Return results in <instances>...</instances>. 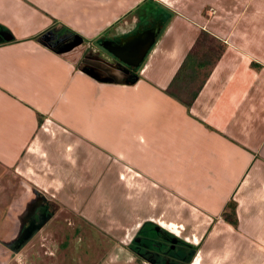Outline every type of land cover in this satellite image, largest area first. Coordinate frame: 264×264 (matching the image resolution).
Wrapping results in <instances>:
<instances>
[{"label":"crops","instance_id":"crops-1","mask_svg":"<svg viewBox=\"0 0 264 264\" xmlns=\"http://www.w3.org/2000/svg\"><path fill=\"white\" fill-rule=\"evenodd\" d=\"M142 1L96 23L85 0H0V170L90 223L141 206L196 240L186 264H264V0H171L160 23ZM54 23L113 37L99 46L158 31L138 66L118 61L130 77L102 79L52 47ZM200 30L222 50L187 109L164 90Z\"/></svg>","mask_w":264,"mask_h":264},{"label":"rangeland","instance_id":"rangeland-1","mask_svg":"<svg viewBox=\"0 0 264 264\" xmlns=\"http://www.w3.org/2000/svg\"><path fill=\"white\" fill-rule=\"evenodd\" d=\"M85 1L87 2L86 12L89 11L91 19L96 20L97 23L106 15H110L109 12L105 14V11L119 12L126 8L131 1L136 0H111L110 4L106 5L99 4L106 0ZM154 2L167 9H171V7L170 5L168 7L166 3H173L171 0H154ZM70 6L72 7L73 5ZM76 7L74 6V9ZM203 8L202 16L206 18L210 17L211 13H207L209 9ZM79 12L81 13L80 7H78L77 13ZM81 16L83 19L84 16ZM51 27H53L50 30L53 33L50 35L52 36L50 40L53 41L51 42L52 47L72 60L74 65L80 66L82 59H90L94 56L90 51L97 49V46L91 43V40L89 42V39L84 35L77 31L74 32L57 26L55 23ZM202 41V44L198 47L199 52L206 50L209 45L215 44L213 39L205 41L202 39ZM99 53L100 55L96 54L98 55L97 58L94 57L99 63H101V60L103 61V58L109 59L108 54L105 55L100 50ZM104 66L107 67V63ZM108 67L110 68L109 65ZM95 72H97L96 69ZM97 74L100 75L101 73ZM101 78L110 79L106 76ZM43 196L47 198L46 200L51 205V217L24 243L20 250H17V252L11 251L9 247L20 232V229H17V224L24 221L30 208L39 201L38 197L40 196L37 197L31 189H26L23 186L22 178L19 176L13 175L12 177L11 173L0 170V264H179L171 260L173 257L169 254V252L172 254L174 248H178L173 247V244L168 243L167 240V243L165 242L163 245L169 252L166 254L150 253L149 262L142 259L138 251L135 250L136 253L131 251L129 247L131 245L129 244L132 243V240H135V243L139 242L141 238L138 236V233L141 230H150L149 227L151 226L146 223L147 218L143 216L144 213L141 206H134L133 211L127 217V215L124 216L125 208L121 210L119 208L118 212L115 213L113 208L107 205V207L102 208V219L96 223H90L82 220L77 215V209L76 211H71L67 206L50 200L47 194H43ZM121 196V192H117V194L112 192L111 195L114 200L117 199V202L120 201ZM108 197L106 198L107 200L111 199L110 195ZM182 216L184 218V215ZM149 222L157 226L154 227L157 232L154 236V244L156 246L151 243L150 250L160 249L161 247L159 248L157 245L159 241L162 242V237L165 236L170 237L173 242L181 240L179 236L182 235L179 234L178 226L170 223H160L161 225H157V223L152 221ZM141 225L143 226L139 230ZM164 226L175 230L179 235H175ZM134 228L136 229L133 230ZM185 238L190 240L186 241L184 239L188 242V245L191 244L189 242L192 240L196 241L194 238ZM161 242L159 243L160 246ZM190 246L194 248V245L191 244ZM182 248L183 246L178 250ZM189 254V251H184L185 257H189ZM168 257L171 259H168Z\"/></svg>","mask_w":264,"mask_h":264},{"label":"trees","instance_id":"trees-1","mask_svg":"<svg viewBox=\"0 0 264 264\" xmlns=\"http://www.w3.org/2000/svg\"><path fill=\"white\" fill-rule=\"evenodd\" d=\"M147 7L149 10L154 9V7H157L154 0H146L142 1L137 8H143ZM163 25V24H162ZM162 27V26H161ZM202 39L208 40L213 39V42L215 41V44L209 45L206 50H203L202 52L198 51V47L202 44ZM222 50L221 43L216 40L213 36L205 32L204 30H200L197 37L195 38L193 45L191 48L187 51L186 55L184 56L183 60L181 61L179 67L177 68L176 72L172 76L170 82L168 83L167 87L165 88V93L171 96L172 98L179 101L183 106H185L187 109L193 99L195 98L198 90L203 85L210 66L214 63L218 55L220 54ZM206 68V69H205ZM222 218L228 222L231 225H236V217L234 213V205L231 201H228L222 212H221ZM149 225H151L149 228L150 230H141L142 226H140L139 230L140 233H138V236L141 238L139 242L134 243L132 240V243H130L129 246L131 251L135 252V249L133 246L141 247L140 243H149L153 242L154 236L157 233L154 229L156 227L154 224H151L150 222H146ZM147 224V225H148ZM138 230V231H139ZM167 237V236H166ZM177 243L179 245H182L183 248L181 250H178L174 248L172 250V254L169 252V254L174 258L173 261L178 262L179 264H186L188 263V260L191 256V254L194 251V248L188 244H186L182 240H177ZM178 248V247H177ZM185 249V250H184ZM184 251H189L190 256L185 257ZM141 257V256H140ZM144 257L148 258L150 260V255H144ZM185 257V258H184ZM142 258V257H141ZM146 260L145 258H142Z\"/></svg>","mask_w":264,"mask_h":264},{"label":"flooded vegetation","instance_id":"flooded-vegetation-1","mask_svg":"<svg viewBox=\"0 0 264 264\" xmlns=\"http://www.w3.org/2000/svg\"><path fill=\"white\" fill-rule=\"evenodd\" d=\"M134 11H137V12H133L132 14H138L139 18H140V15L143 17L149 18V23H151V22L160 23V21L162 19V15H163L161 12L156 14V11L154 10L153 12H151V14L149 16L150 10L147 8H145V9L144 8H137V9L135 8ZM106 35H108V34L106 33ZM108 36L106 37L103 35V36H101V38H99L97 40L96 39L92 40V43H95V45H97V49H95L94 51H92V50L90 51L91 53L94 54V56L90 59L89 58L82 59L80 61V66L82 68L90 69L91 71H93V73H95L97 76H99V78L106 76L107 78H110V79L113 78L114 79V77H115L113 75L114 72H115L114 74H116L122 78L130 77V75L133 72H135L134 68L129 67V66H125V65H124L125 67L120 66L118 59H116L114 56H112L109 52L105 51L104 48H102V46L98 45V44H100V41H102L104 38H113L111 36H109V37ZM51 42H53V41L51 40ZM99 50L102 51L105 55L108 54L107 56H109V59L103 58V61L101 60V63H99V61L94 58V57L97 58V56L100 55ZM96 54H98V55H96ZM94 60L96 62H94ZM106 63H107V67L104 66V65H106ZM108 65L109 66L112 65L114 68H116V69L112 68V70H115V71L114 72L112 71L110 73L105 71L102 66H104L105 68L108 69L109 68ZM95 69L97 72H95ZM97 73H99V74L101 73V74L98 75ZM34 193L36 194L37 197L40 196L41 198L38 197L39 201H37L35 204H33L32 208H30V211L27 214V217L24 219V221H22V223L17 224V229H20V232L18 234L20 236L21 235L26 236V235L31 234L30 235V238H31L41 228V226L48 220L46 218V215L51 214L50 213L51 212V205L49 204V202L46 199H44L38 192L34 191ZM162 238H163L162 242L159 241V243L161 242V246L159 245V243L157 245V246H159V248L161 247L160 249H156L154 251L150 250V244L152 243L153 245H155L154 240H153V242L151 241L147 244L146 243H140L141 247L135 246V248L134 247L133 248L136 251H138L139 255L142 258L146 259L145 261L149 262L148 258L144 257V255H147V254L150 255V253H155V252H156V254H161V253L166 254L168 252L167 248H165L163 245L166 242V240L168 241V243L173 244V247H178V249L182 247L177 242H173V240L170 237L165 236ZM133 242L135 243V240H133ZM22 246L23 245H21L19 248H17V243L14 242V244L10 245L9 249L13 252H17V250H20V248ZM168 259H171V258L168 257ZM173 259H171V260H173Z\"/></svg>","mask_w":264,"mask_h":264},{"label":"water","instance_id":"water-1","mask_svg":"<svg viewBox=\"0 0 264 264\" xmlns=\"http://www.w3.org/2000/svg\"><path fill=\"white\" fill-rule=\"evenodd\" d=\"M156 29L155 32L158 31V28H154V30ZM154 31H151L150 36H149V41L147 43H145L143 46H141L142 43H140V46L136 45V47L133 46V43L131 44V41L133 39L127 40V39H123V40H119L118 43L116 42H112V41H107V42H103L102 46L105 50H107V52H109L112 56H114L116 59H118V61L122 62L123 64L126 65H131L132 67H136L139 65L140 61L142 60L143 56L145 55L150 43L153 41V36L155 34ZM135 43L137 42H141L140 41V37L138 38H134ZM134 43V45H135ZM133 46V47H132ZM135 49H137L136 51H134ZM139 50V51H138ZM136 55V57H135ZM135 57V58H134ZM133 59H135L133 61ZM120 66H123L122 64H119ZM124 67V66H123ZM103 69L107 72H112V70L110 68H105L103 67ZM115 76L114 78H117L118 75L114 74ZM49 217V214L46 215V218ZM30 235H26V236H20L17 235V238L14 240V242L17 243V248H19L21 245H24L25 242H27V240H29ZM14 242H12V244H14Z\"/></svg>","mask_w":264,"mask_h":264}]
</instances>
